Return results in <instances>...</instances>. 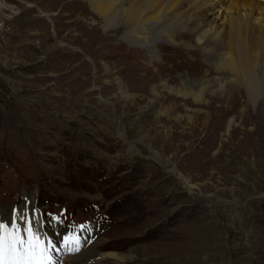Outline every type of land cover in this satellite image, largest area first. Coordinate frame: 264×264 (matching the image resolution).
<instances>
[{
  "label": "rangeland",
  "instance_id": "obj_1",
  "mask_svg": "<svg viewBox=\"0 0 264 264\" xmlns=\"http://www.w3.org/2000/svg\"><path fill=\"white\" fill-rule=\"evenodd\" d=\"M168 5L193 27L194 0ZM175 24L135 37L85 0H0V210L71 197L95 227L77 264H264V71L206 104L175 96L213 45Z\"/></svg>",
  "mask_w": 264,
  "mask_h": 264
},
{
  "label": "bare ground",
  "instance_id": "obj_2",
  "mask_svg": "<svg viewBox=\"0 0 264 264\" xmlns=\"http://www.w3.org/2000/svg\"><path fill=\"white\" fill-rule=\"evenodd\" d=\"M170 1L161 0L159 4L155 0H85L96 15L105 22H113L116 29L119 27L126 29V35L129 36L138 37V31L146 32V25L161 21L169 25L176 23L174 27H169L171 32L172 30L180 31L178 30L179 25L191 34L195 32L197 45L204 46L202 43L205 37L211 38L213 43L211 47L206 46L199 49L207 56L202 60V63L207 65V69L203 70L201 76L205 78L191 80L187 83L181 82L175 90L167 88L175 96L191 99L194 103L206 104L204 95L221 96L226 91L227 84L228 86L235 84L240 88L248 87L252 73L258 72L261 68L264 71V3L257 0H217L216 4L227 3L226 6L216 10V13L205 14L203 12L213 5L212 0H208L205 5L200 0H194V7L187 16V18L191 17L188 24L193 23V27L189 28L186 24H182L179 13L169 15L171 7L168 3ZM256 11L259 17L254 19L253 15ZM167 29L164 26L162 33L169 38ZM175 35L176 32L173 37ZM169 41L176 44L173 38ZM176 45L180 48H190L186 43ZM150 46L152 44L149 43L145 48ZM194 50L191 48L187 52ZM173 59L165 58L164 61L168 62ZM170 66L174 67V65ZM211 70L215 75L209 79L206 76ZM152 93L158 94L153 88ZM87 254L84 252L76 256L69 261V264H77V261L82 259L86 260Z\"/></svg>",
  "mask_w": 264,
  "mask_h": 264
},
{
  "label": "snow or ice",
  "instance_id": "obj_3",
  "mask_svg": "<svg viewBox=\"0 0 264 264\" xmlns=\"http://www.w3.org/2000/svg\"><path fill=\"white\" fill-rule=\"evenodd\" d=\"M6 225L3 223H0V264H4L3 260V254H4V246H5V240L3 236V230L5 229ZM27 231L25 230V235L21 236L19 238H12L8 241V248L10 251H16L17 248L20 250H24V245L27 243L26 235Z\"/></svg>",
  "mask_w": 264,
  "mask_h": 264
}]
</instances>
